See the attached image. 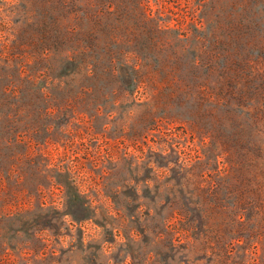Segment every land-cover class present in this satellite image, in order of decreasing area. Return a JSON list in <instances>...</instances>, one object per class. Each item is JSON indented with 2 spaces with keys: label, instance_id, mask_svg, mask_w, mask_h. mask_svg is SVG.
Instances as JSON below:
<instances>
[{
  "label": "rangeland",
  "instance_id": "obj_1",
  "mask_svg": "<svg viewBox=\"0 0 264 264\" xmlns=\"http://www.w3.org/2000/svg\"><path fill=\"white\" fill-rule=\"evenodd\" d=\"M0 264H264V0H0Z\"/></svg>",
  "mask_w": 264,
  "mask_h": 264
}]
</instances>
